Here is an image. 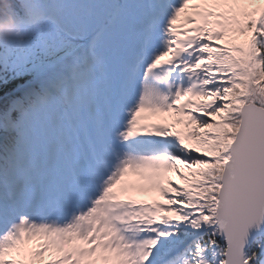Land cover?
<instances>
[{
	"label": "snow or ice",
	"instance_id": "obj_1",
	"mask_svg": "<svg viewBox=\"0 0 264 264\" xmlns=\"http://www.w3.org/2000/svg\"><path fill=\"white\" fill-rule=\"evenodd\" d=\"M20 5L0 264H264V0ZM56 109L85 144L37 147Z\"/></svg>",
	"mask_w": 264,
	"mask_h": 264
},
{
	"label": "clouds",
	"instance_id": "obj_2",
	"mask_svg": "<svg viewBox=\"0 0 264 264\" xmlns=\"http://www.w3.org/2000/svg\"><path fill=\"white\" fill-rule=\"evenodd\" d=\"M24 17L17 8V0H0V45L21 37Z\"/></svg>",
	"mask_w": 264,
	"mask_h": 264
},
{
	"label": "trees",
	"instance_id": "obj_3",
	"mask_svg": "<svg viewBox=\"0 0 264 264\" xmlns=\"http://www.w3.org/2000/svg\"><path fill=\"white\" fill-rule=\"evenodd\" d=\"M5 75L7 77V83H5L4 80L0 79V96L5 92L11 90L13 86L18 82V80H22V78L24 77H13L12 73H7Z\"/></svg>",
	"mask_w": 264,
	"mask_h": 264
},
{
	"label": "rangeland",
	"instance_id": "obj_4",
	"mask_svg": "<svg viewBox=\"0 0 264 264\" xmlns=\"http://www.w3.org/2000/svg\"><path fill=\"white\" fill-rule=\"evenodd\" d=\"M45 117H54V118H56L57 117V109L56 110H54L52 113H51V115H47V116H45ZM41 127V124L38 126V128H37V136H38V129ZM38 140V139H37Z\"/></svg>",
	"mask_w": 264,
	"mask_h": 264
}]
</instances>
